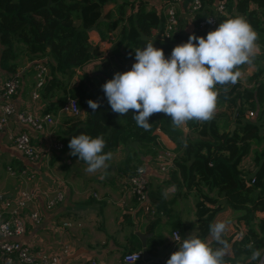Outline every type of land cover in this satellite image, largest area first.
<instances>
[{
    "label": "trees",
    "instance_id": "1",
    "mask_svg": "<svg viewBox=\"0 0 264 264\" xmlns=\"http://www.w3.org/2000/svg\"><path fill=\"white\" fill-rule=\"evenodd\" d=\"M189 1L185 0L184 4ZM214 2L201 0L202 8L193 18V30L186 33L179 27L167 39L162 33L164 9L159 11L143 0H0V66L10 69L9 61L16 59L19 50L25 47L31 56L39 53L53 61L54 65L45 60L50 73L55 71L68 78L101 58L99 45L110 41V35L119 28L118 45L123 47L124 58L129 62L115 66L114 71L124 72L135 63L134 50L145 47L149 40L170 57L173 48L187 42L193 33L206 37L225 19L235 16L245 17L258 33L257 44L264 53V0H226L224 13L216 17V26L199 28L201 19L213 15ZM100 17L103 20L96 29L89 31ZM92 34L98 38L95 45ZM259 58L262 57L239 68L241 77L236 84L217 85L219 97L214 117L206 122L189 121L185 132L183 128H174L171 118L163 113L150 117L148 131L137 126L131 110L125 116L114 113L102 88L114 78L115 74L110 73L113 69L105 65L95 77L84 71L70 93L77 100L79 115L68 117L69 127L63 135L58 133V138L69 148L72 136L102 135L106 141L105 153L128 146L121 170L130 177L140 168L144 169L143 156H155L156 150L164 149L156 136L157 131L162 132L176 146L173 164L179 171L182 187L186 192H194L195 236L205 239L214 216L229 208L234 234L224 235L231 246L225 259L228 264H259L264 255V147H256L264 143V67L252 66ZM46 83L47 90L51 82ZM65 100V97L59 98V104L43 114L54 108L56 111ZM89 100L98 101L100 107L91 109ZM249 112L253 116L247 117ZM228 124L235 125L233 132L227 129ZM250 154L253 172L241 167ZM148 195L154 205L157 199L159 206L165 202L156 193L148 191ZM153 224L148 225V232L153 230ZM155 240V237L148 240L150 255H155L153 246L158 243ZM210 244L213 248L219 247L215 240ZM257 249L261 250V257L253 261L251 254Z\"/></svg>",
    "mask_w": 264,
    "mask_h": 264
},
{
    "label": "crops",
    "instance_id": "2",
    "mask_svg": "<svg viewBox=\"0 0 264 264\" xmlns=\"http://www.w3.org/2000/svg\"><path fill=\"white\" fill-rule=\"evenodd\" d=\"M177 14L181 29L186 33L191 32L194 26L193 18L182 6L177 7ZM109 38L110 41L99 45L102 57L84 66L83 70H76V75L86 71L95 77L99 75V69H105V65L109 66L108 69H115V66L129 62L124 58L123 47L118 45L121 40L120 31L114 32ZM92 42L95 45L98 39L95 38ZM29 56L32 59L25 58V63L21 62L18 54L16 59L9 61L10 69L0 66V73L6 78L18 76L22 80L21 90L13 99L16 109L32 111L41 116L46 109L56 106L59 98L69 97L71 89L78 85L79 79L74 77L75 75L63 78L55 71L50 73L48 66V81L51 82V87L41 94L39 100L33 101L30 94L32 89H29V85L34 84L30 64L47 58V55L38 53ZM256 57L262 58L252 64L253 68L264 67V53L259 51ZM105 58L107 62L102 61ZM49 62L54 65L52 61ZM94 65L96 66L93 67ZM110 73L114 71L110 70ZM54 109L46 112L54 114L57 120L52 137L22 125L14 115L9 117L0 134V195L3 198L10 197L19 188L34 184L48 191H54L57 187L62 193V201L52 210L42 212L38 224L26 221V231L16 241L31 246L37 255L57 253L63 246H69V252L61 255L60 264H126L123 256L132 251H141L142 241L139 235H148L145 240L146 248L150 238L155 237V242L158 241L153 246L155 255H150V259H144L143 256L140 261L132 264H167L172 253L178 250V245L189 235L197 234L195 196L193 191L186 192L182 187L179 171L173 164L176 157L175 144L162 132H156L158 143L164 147L163 151H169L171 154L173 152L172 164L166 172H161L157 157L162 151L156 150L155 156H143V168L149 184V193L160 195L165 202H161L159 206L160 200L157 199L156 206L149 196L147 202L140 204L124 191L128 174L121 170V163L126 157L128 146L118 147L112 152V158L107 161L108 167L93 174L86 172V163L76 156L69 155L70 148L46 150L51 141H61L58 133L63 135L68 129V117L72 116L59 113L57 107L56 111ZM20 130L27 131L32 145L44 151L38 162L30 161L14 148L9 136ZM39 208L38 201L30 205V210ZM186 212L187 216L182 217ZM231 218L232 211L226 208L214 216L212 223L228 222L225 236L230 237L234 234L230 224ZM64 222H70L71 225L65 226ZM150 222H154L153 230L148 232ZM174 231L179 232L178 242L172 237ZM205 240L209 243L214 240L210 232L206 234Z\"/></svg>",
    "mask_w": 264,
    "mask_h": 264
},
{
    "label": "clouds",
    "instance_id": "3",
    "mask_svg": "<svg viewBox=\"0 0 264 264\" xmlns=\"http://www.w3.org/2000/svg\"><path fill=\"white\" fill-rule=\"evenodd\" d=\"M258 39L246 18L235 16L225 19L206 37L193 33L187 42L173 48L170 57L149 40L145 47L134 50L135 63L130 70L117 72L102 86L107 102L120 116L131 110L137 126L145 131L150 130V117L159 113L170 117L177 129L189 121H210L218 103L217 85L237 83L241 77L239 68L252 63L259 54ZM88 105L93 110L100 107L94 100H89ZM68 147L69 155L84 161L90 174L106 169L112 158L111 152H104L106 141L102 135L72 136ZM227 227L226 221L210 225V235L219 245L216 248L205 239L189 235L167 264H228L225 257L231 246L224 239ZM260 257L261 250L252 251L251 260Z\"/></svg>",
    "mask_w": 264,
    "mask_h": 264
},
{
    "label": "built area",
    "instance_id": "4",
    "mask_svg": "<svg viewBox=\"0 0 264 264\" xmlns=\"http://www.w3.org/2000/svg\"><path fill=\"white\" fill-rule=\"evenodd\" d=\"M185 0H165L163 7L165 15V25L163 36L170 38L180 27L177 14V7H182L190 17L201 10V0H191L184 4ZM226 0H215L213 15L207 16L198 22V27L203 29L206 26L215 27L217 15L224 13ZM194 21V20H193ZM195 24V22H194ZM181 28V27H180ZM48 64L43 60H36L32 63L35 72V82L31 90V99H40L41 91L44 87ZM22 80L18 76L4 77L0 73V134L3 132L9 117L14 115L24 126H29L35 131L47 133L53 136V129L57 120L52 113H45L41 116L28 110H17L14 104V97L20 92ZM77 100L71 96L59 108V113L69 115H79ZM253 115L249 112L247 117ZM14 148L22 153L30 161L38 162L44 155V151L39 147H34L31 143L30 135L27 131L20 130L9 136ZM64 144L61 141H51L46 150H62ZM158 168L161 172H166L172 164L173 156L169 151H163L157 157ZM124 191L128 196L144 204L148 201V181L144 169L140 168L135 174L128 177L124 185ZM40 203V208L30 210V205L35 202ZM62 201L61 191L55 187L54 191L43 190L34 184L28 187L17 189L8 198L0 195V264H60L61 255L69 252V246H63L60 252L53 254H35L31 246L16 241L26 231V221L38 224L41 220L42 212L52 210ZM65 226H70V222H64ZM175 242H178L180 235L178 231L172 233ZM143 258L141 251H132L123 256L126 264H132ZM264 259V255L262 260ZM96 264V263H94Z\"/></svg>",
    "mask_w": 264,
    "mask_h": 264
},
{
    "label": "rangeland",
    "instance_id": "5",
    "mask_svg": "<svg viewBox=\"0 0 264 264\" xmlns=\"http://www.w3.org/2000/svg\"><path fill=\"white\" fill-rule=\"evenodd\" d=\"M144 1H146L150 6H152L153 8H155V9H157V10H159V11H161V7L160 6H162V2L161 1H159V0H149V1H147V0H144ZM125 25V24H124ZM116 31H119V28L116 30ZM98 39L97 38V36H95L94 34H92V40H94V39ZM20 52H19V56H20V58H21V62H25V58H27L28 60L30 59L29 57V53L27 52V50H26V48L24 47V48H21L20 50H19ZM39 60H43V61H45V60H48V61H52V60H50L48 57L47 58H45V59H39ZM100 61V60H99ZM102 61H104V62H107V59L105 58L104 60H102ZM53 62V61H52ZM26 63V62H25ZM25 63L23 64V65H25ZM263 63V65H264V61L262 62ZM31 65L32 64H30V67H31ZM48 66V65H47ZM109 67V66H108ZM113 67H111V69H112ZM34 68H33V66H32V70H33ZM108 69V68H107ZM112 71H114V69L112 70ZM33 72V78H35V72H34V70L32 71ZM58 73V72H57ZM112 74H116V72L114 71V73H112ZM48 75H49V67H48V71H47V77H46V81H45V84H43V85H45L46 87L48 86V83H46V82H48L47 80H48ZM58 75L59 76H61L59 73H58ZM80 75V74H79ZM79 75L77 74H75V76L74 77H77L78 79H79V81H80V77H79ZM50 76V75H49ZM63 78H67V77H64V76H62ZM98 79V81H99V78H97ZM33 82H35V79L33 80ZM249 87L251 86L250 84H247ZM46 87H43V89H42V92H41V94L43 93V91H45L46 90ZM33 88V86H32V84H30L29 85V89L31 90ZM248 114V113H247ZM247 114H246V116H247ZM251 116H253V115H251ZM248 117H249V115H248ZM247 118V117H246ZM227 129L230 131V132H233L234 130H235V125L234 124H228V127H227ZM184 132L187 130V128L184 126L183 127V129H182ZM158 132V131H157ZM158 142V141H157ZM262 147H264V143H262L259 147L257 146L256 148H262ZM163 150L164 149H162V150H159V151H162L163 152ZM162 152H160V153H158V156H159V154H161ZM177 154V153H176ZM172 156H174V154H173V152H172ZM242 169L243 170H245V171H249V172H253V170L255 169L254 168V164H253V161H252V154H250L248 157H247V159L242 163ZM184 207H185V209H187V204H185L184 205ZM187 212L186 213H184V215L182 216V217H184V216H187ZM136 248L137 249H139V246H136ZM260 264V263H259Z\"/></svg>",
    "mask_w": 264,
    "mask_h": 264
},
{
    "label": "water",
    "instance_id": "6",
    "mask_svg": "<svg viewBox=\"0 0 264 264\" xmlns=\"http://www.w3.org/2000/svg\"><path fill=\"white\" fill-rule=\"evenodd\" d=\"M102 20H103V18L100 17V18L95 22V24L93 25V27H92L91 29H89V31H91V30H95L96 27H97V25H98V23H99L100 21H102ZM147 236H148V235H139V237H140V239H141V241H142V250H141V251H142V254H143V256H144V259H150V258H152V257L150 256V254L148 253L147 248H146V242H145V240H146Z\"/></svg>",
    "mask_w": 264,
    "mask_h": 264
}]
</instances>
